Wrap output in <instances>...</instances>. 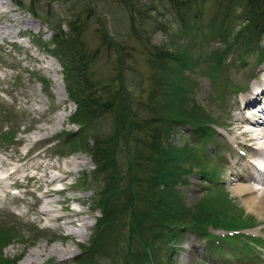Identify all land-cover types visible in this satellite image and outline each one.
<instances>
[{"label":"trees","instance_id":"16d2710c","mask_svg":"<svg viewBox=\"0 0 264 264\" xmlns=\"http://www.w3.org/2000/svg\"><path fill=\"white\" fill-rule=\"evenodd\" d=\"M11 1L26 8L21 0ZM165 1L170 23L177 24L176 30L164 19L146 16L144 8L131 5L129 9L136 8L135 11H128L131 35L145 42L143 55L148 69L145 98L136 109L130 105L119 78L123 56L117 54V67L121 70L118 91L111 92L109 82L100 85L92 78L91 65L97 49L90 51L85 44L84 24L76 19L63 32L58 24L48 23L51 36L49 44L43 47L61 67L64 90L75 104L68 120L78 127L75 132L59 134L58 145L90 157L93 168L77 179L76 185L93 189L92 209L100 214L87 244L80 245L77 264H95L92 256L96 255L106 256L117 264H163L161 255L165 252L170 255L175 249L170 244H175L184 234L205 238L224 257L227 251L232 254L238 251L252 254L254 258L257 247L261 246L259 239L238 232L252 227L253 220L244 217L230 199L219 193L220 186L216 183L222 161L217 149L214 166L206 167L203 146L207 140L212 141L211 125L217 123L195 102L194 70H204L201 63L207 64L205 76L214 81L234 52L241 58L246 51L256 50L255 64L263 61L264 0H213L207 13L206 0ZM32 4L29 2L27 8L35 16ZM151 5L150 11L155 10L156 5L153 2ZM137 15L140 20H136ZM204 30L219 38L222 45L199 50L195 58L193 53H188V47L182 46L180 36L204 39ZM152 31L162 33L163 40L151 43ZM100 35L101 44L109 48L106 34ZM116 50L119 53L121 49L116 45ZM230 91L236 94L239 88L232 85ZM221 96L219 100L224 99ZM103 115L111 118L110 128H98L96 121ZM186 126L196 144L188 140L175 148L166 142L173 128ZM12 135L10 131L1 137L11 141ZM120 153L127 162L125 177L120 174V168L123 169L119 164ZM193 174L199 175L207 187L203 198L189 209L174 187L185 185ZM210 227L226 232L214 235L208 230ZM116 236L118 242L111 245ZM15 237L5 227L0 228V264H14L16 259L4 258L1 249ZM169 262L172 261L167 258Z\"/></svg>","mask_w":264,"mask_h":264},{"label":"rangeland","instance_id":"374dc122","mask_svg":"<svg viewBox=\"0 0 264 264\" xmlns=\"http://www.w3.org/2000/svg\"><path fill=\"white\" fill-rule=\"evenodd\" d=\"M21 1L26 8L14 5L11 0H0V134L13 132L9 142L0 135V181L10 167L16 170L14 177L23 179L22 184L15 183L13 186L11 183L14 178L3 180L9 193L16 195L12 198L4 191L0 195V228L5 227L11 234H16V237L1 249V254L7 258L16 257L14 264H77L75 260L80 253L79 246L88 242L99 212H92L93 189L85 190L76 184L71 186V183L81 177V173L88 174L92 170L89 156L84 152L62 149L58 145L53 148L46 145L56 134L78 128L76 125H69L68 119L75 106L67 102L61 68L43 47L49 44L51 36L48 23L58 24L63 32H67L68 24L76 19L83 23L82 38L85 44L90 51L97 49L96 59L91 65L92 78L100 85L109 82L111 92L118 91L120 78L124 86L123 92L135 109L145 98L148 69L143 55L145 42H139L131 35L128 15L130 17V12L141 7L146 9V16L148 14L152 19L158 17L168 21L172 30H176L177 24L170 23L171 16L165 0ZM29 2L33 3L31 7L35 10V16L28 10ZM151 2L156 5L153 12L150 11L153 7ZM131 5L136 8L130 10ZM127 6L129 7L126 8ZM212 6L213 0H206L205 13ZM166 10L168 15H165ZM136 20H140L139 15ZM102 32L106 34V42L111 45L109 48L99 40ZM203 34L202 40L190 35L179 38L182 46L188 47V53H193L195 58L199 50L206 51L222 45L216 36H210L205 30ZM150 35L151 43H159L164 38L160 32L152 31ZM116 45L121 49L119 53ZM117 54L124 59L122 71L117 67ZM256 58V50L246 51L241 58L234 52V56L230 55L225 61L219 78L212 80L213 82L205 76L207 64L201 63L204 70H194V91L196 104L202 105L204 112L217 123L211 125L212 141L204 142L206 167L214 166L218 152L222 161L218 165L220 177L217 184L221 186L219 193L230 199L244 217H250L256 222L254 225H258L244 233L264 238L262 206L252 207L247 202L248 198L260 195L262 191L254 186V192H235V188L243 183L251 186V183L239 180L245 175L242 154L248 156L247 153L251 150L239 144L242 142L248 145L247 141L241 137L234 140L233 135L238 132L234 120L240 118L237 114H242L239 98L260 82L264 74V60L256 65ZM119 71L121 75L118 78ZM42 79L48 83H43ZM232 85L239 88V94L232 95ZM219 95L225 100H219ZM138 115L143 116L141 112ZM96 122L99 129L112 126L111 118L107 115L99 117ZM189 131L187 127L173 128L166 142L175 148H180L188 140L190 144H196L197 141L189 137ZM86 142L90 143L89 140ZM25 150L26 154L23 156ZM118 157L119 164L123 166L120 174L125 177V156L120 153ZM55 177L57 180L59 178L60 184L53 182ZM205 187L206 182L199 175L193 174L187 178L185 185L177 184L174 190L183 198L184 206L191 209L205 195ZM29 188L54 194L46 196V193L39 192L34 196L28 191ZM14 189H18V193ZM51 189L63 191L57 193ZM44 208L48 210L47 215L40 213ZM54 216L61 218L53 220ZM33 227L41 231L36 233ZM209 229L214 234L220 233L213 231V228ZM117 238L118 236L111 245L118 242ZM119 244L122 245L121 240ZM208 244L184 235L175 244H170L175 249L170 255L163 253L161 263L168 264L167 258H170L172 262L169 264H220L221 260L214 251L207 249ZM118 247L121 249V246ZM258 255L260 264H264V251ZM92 258L95 264H117L106 256L100 258L96 255ZM225 264L251 263L246 256L238 259L233 255L225 259Z\"/></svg>","mask_w":264,"mask_h":264},{"label":"bare ground","instance_id":"6f19581e","mask_svg":"<svg viewBox=\"0 0 264 264\" xmlns=\"http://www.w3.org/2000/svg\"><path fill=\"white\" fill-rule=\"evenodd\" d=\"M263 71H264V68H263ZM259 88L264 90V74L262 76V79H260V82H258L254 86H252L251 90L248 93H246L245 95L240 97L239 103H241V104L244 103L243 106H241V108H240V112H242V114H240V113L237 114L238 117H240V118L234 120V122L237 123L236 129L238 130V132H237V135H233V139L235 140V139H239L241 137L242 139H244L245 141L250 143L251 144L250 146H252V144L254 145V146H252L253 148L252 147L249 148L251 150V154L249 156L252 157V161L251 162L250 161L244 162L242 167H243V170L245 171V175L243 177L241 176L239 179L241 182H246V183H248L251 180L250 173L248 171H250L252 169L254 170V173L257 174V176H263L264 175L263 171H262V170H264V131H260L258 134L261 138H257L255 136V134L251 133V131L249 129L250 125L247 123V121H245L246 118L243 115V113L249 112L250 109L254 108V105H255L254 103L256 102V100H254V97L257 94L256 90ZM243 124L247 125V126H245L246 128H244L242 126ZM233 134H236V133L233 132ZM262 160H263V162H262ZM52 180H54L53 182H55L57 180V178L52 179ZM253 185H251L252 186L251 187V186H246V184L243 183L242 185H239V187L235 188V192H240V194L243 192H252V191L254 192L253 188H255V187ZM257 190L262 191V193H260V195L251 196L250 198L247 199V202L252 207L262 206V210L264 211V184L260 185L259 188H257ZM52 191H54V190H52ZM53 194L54 193H52V192H48V193H46V196H53ZM47 208H49V207H47ZM49 209H51V208H49ZM40 213L47 215L48 210H46L44 208L42 211H40ZM72 214L76 215V213L75 214L72 213ZM69 217H71V216H69ZM58 218H61V217L60 216L59 217L54 216L53 220H57ZM68 222H70V221L68 220ZM62 261H60V263H62Z\"/></svg>","mask_w":264,"mask_h":264}]
</instances>
